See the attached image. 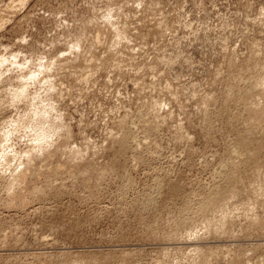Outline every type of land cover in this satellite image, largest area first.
<instances>
[{
  "label": "rangeland",
  "instance_id": "obj_1",
  "mask_svg": "<svg viewBox=\"0 0 264 264\" xmlns=\"http://www.w3.org/2000/svg\"><path fill=\"white\" fill-rule=\"evenodd\" d=\"M21 3L0 0V59L8 61L6 71L0 66V139L9 138L0 141L12 139L2 144L11 152L0 144L1 165L9 153L0 165V264H264V0ZM251 82L259 87L248 106L239 96ZM33 106L47 111L43 120ZM234 172L242 180L226 208L200 215L203 198Z\"/></svg>",
  "mask_w": 264,
  "mask_h": 264
},
{
  "label": "bare ground",
  "instance_id": "obj_2",
  "mask_svg": "<svg viewBox=\"0 0 264 264\" xmlns=\"http://www.w3.org/2000/svg\"><path fill=\"white\" fill-rule=\"evenodd\" d=\"M26 1H27V0H20V3L22 2L21 4L23 5V4H26ZM150 1H151V0H150ZM152 2H153V1H152ZM150 5H151V4H150ZM107 12H108V13H106V14H109V17H110V14H111V13H109V11H107ZM111 12L114 13L113 11H111ZM119 12H120V11H119ZM115 13H116V12H115ZM95 14H97V13H95ZM117 14H118V13H117ZM117 14H115L114 16L117 17L120 13H119L118 15H117ZM111 15H112V14H111ZM112 16H113V15H112ZM106 17H107L108 22L112 20V18H110V20H109L108 15H107ZM113 21L115 22V20H112L111 22H113ZM145 21H146V20H145ZM114 22H113V23H114ZM95 23H96V22H95ZM105 23H106V22H105ZM113 23H112V24H113ZM115 23H116V22H115ZM120 23L123 24L122 22H120ZM120 23H119V25L121 26ZM99 25H100V24H99ZM109 25H110V24H109ZM114 25H115V30H114V28H112V27H114ZM114 25H113V26L111 25V27H110V26H109V27H110L111 29L114 30V34H115V31H116V28H117V27H116V24H114ZM95 26H96V25H95ZM102 26H103V25H102ZM104 26H105V24H104ZM117 26H118V24H117ZM120 26H119V27H120ZM122 26H123L122 29L124 28L123 31L126 30V28H125L126 26H125V25H122ZM127 26H128V25H127ZM98 27H99V26H98ZM119 27H118V28H119ZM93 28H94V27H93ZM102 28H103V27H102ZM102 28H101V29H102ZM158 28H159V27H158ZM88 29H89V28H88ZM98 29H99V28H98ZM111 29H110V30H111ZM119 29H120V28H119ZM107 30H108V29H107ZM113 30H112V31H113ZM128 30H129V29H128V27H127V30H126L127 33L129 32ZM89 31H90V30H89ZM96 31H97V29H96ZM105 31H106V30H105ZM126 31H125V32H126ZM97 32H98V31H97ZM117 32H118V31H117ZM117 32H116V34H117L116 36H118V33H117ZM119 32H120V30H119ZM125 32H124V33H125ZM99 33H100V34H99V35L97 34L98 36H97V38H96V39H97V42H98L99 38H100L101 36H103V34H101L100 31H99ZM102 33H103V32H102ZM81 34H83V33H81ZM87 34H88V33H87ZM111 34H112V32H111ZM114 34H112V35H114ZM125 35H127V34H125ZM146 35H147V34H146ZM82 36H83V35H82ZM116 36L114 35V39H116V38H115ZM120 36H122V35H119V36L117 37V40H118V41L120 40V39H118ZM153 36H154V35H153ZM79 37H80V36H79ZM79 37L77 36L75 40H77V38H79ZM132 37H133V36H132ZM82 38H83V37H82ZM91 38H92V37H91ZM102 38H103V37H102ZM122 38H123V37H122ZM122 38H121V39H122ZM89 39H90V38H89ZM92 39H93V38H92ZM100 39H101V38H100ZM114 39H113V40H114ZM78 41H80V40H78ZM93 41H94V40H93ZM93 41H92V42H93ZM115 41H116V40H115ZM81 42H82V41H81ZM90 42H91V41H90ZM90 42H89V43H90ZM95 42H96V40H95L93 43H95ZM99 42H100V41H99ZM101 42H102V41H101ZM74 43H77V42H74ZM82 43H83V42H82ZM116 43H118V42L116 41ZM119 43H120V42H119ZM119 43H118L117 45L114 43L115 47H114V46H113V47L116 49V46L121 45V44H119ZM95 44H96V43H95ZM89 45H90V44H89ZM93 45H94V44H93ZM78 46H79V43H77V47H78ZM90 46H91V45H90ZM95 46H96V45H95ZM95 46H94V47H95ZM110 47H112V46H110ZM91 48H92V46H91ZM81 49H82V47H81ZM96 49H97V48H96ZM117 49H118V48H117ZM132 51H133V50H132ZM92 52H93V51H92ZM90 54H91V53H90ZM85 56H86V55H85ZM93 56H94V55H93ZM81 57H82V56H81ZM81 57H80V58H81ZM78 58H79V57H78ZM119 58H120V57H119ZM81 59H82V58H81ZM96 59H97V58H96ZM253 59H254V58H253ZM76 60H77V58H76ZM84 60H85V59H84ZM84 60H83V61H84ZM115 60H116V59H115ZM255 60H256V59H255ZM4 61H5L4 59H2V58L0 59V66L2 65V66H1L2 69H3V68H4V69L6 68V67H4V65L6 66L5 63L8 64V61H7V62H4ZM97 61H98V60H97ZM252 61H254V60H251L250 62H252ZM48 62H50V61H47V65L49 64ZM69 62H70V61L68 60V64H69ZM85 62H86V60H85ZM254 62H255V61H254ZM254 62H253V63H254ZM41 63H42V62H41ZM41 63H40V65H41ZM44 63L46 64V61H45ZM107 63H108V62H107ZM248 63H249V62H248ZM3 64H4V65H3ZM68 64H67V66H69ZM255 64H256V63H255ZM47 65H45V68L47 67ZM52 65H53V63H50V66H52ZM96 65H97V64H96ZM64 66H65V65H64ZM244 67H245V66H244ZM249 67H250V66H249ZM255 67H256V66H255ZM40 68H43V66H41ZM48 68H50V67H48ZM48 68H47V69H43L42 71H45V70H46V72H47ZM65 68H66V67H64V69H65ZM79 68H80V67H79ZM81 68H82V67H81ZM7 69H8V68H7ZM87 69H88V68H87ZM40 70H41V69H40ZM49 70H50V69H49ZM62 70H63V69H62ZM5 71H6V69H5ZM7 71H8V70H7ZM255 71H256V70H255ZM37 72H39V70H38ZM48 72H49V71H48ZM0 73H1V70H0ZM6 73H7V72H6ZM40 73H41V72H40ZM40 73H39V74H40ZM50 73H51V70H50ZM235 73H236V72H235ZM239 73H240V72H239ZM41 74H42V73H41ZM43 74H44V73H43ZM45 74H46V73H45ZM262 74H263V73H262ZM1 75H2V73L0 74V76H1ZM10 75H11V74H10ZM47 75H48V74H47ZM4 76H5V75H4ZM22 76H23V75H22ZM27 76H28V75H27ZM29 76H30V78H32L31 76L36 77V75H29ZM29 76H28V77H29ZM28 77H27V78H28ZM42 77H43V80H44V79L46 78V75H44V76L41 75V76L38 77V78L41 79ZM44 77H45V78H44ZM47 77H48V76H47ZM1 78H2V76H1ZM7 78H8V77H7ZM17 78H18V83L23 82V81H20V80H22L21 76H19V77H17ZM17 78H16V79H17ZM24 78H25V77H24ZM30 78H29V80H31ZM49 78H50V75H49ZM234 78H235V76H234ZM255 78H256V77H255ZM3 79H4V78H3ZM8 79H9V78H8ZM19 79H20V80H19ZM32 79H33V78H32ZM34 79H35V78H34ZM36 79H37V78H36ZM36 79H35V82H36ZM46 79H47L48 81H50V79H48V78H46ZM46 79H45V80H46ZM253 79H254V78H253ZM253 79H252V80H253ZM4 80H5V79H4ZM25 80H26V78H25ZM25 80H24V81H25ZM47 80H46L44 83H46ZM51 80H52V79H51ZM230 80H231V79H230ZM255 80L258 81V82H262V81H260V78H259V80L254 79L253 81H255ZM261 80H263V79H261ZM9 81H10V80H9ZM33 81H34V80H33ZM37 81H39V80H37ZM40 81H42V79H41ZM80 81H81V80H80ZM0 82H1V79H0ZM2 82L4 83L3 80H2ZM2 82H1V83H2ZM14 82H15V81H14ZM42 82H43V81H42ZM51 82H52V81H51ZM51 82H50V83H51ZM243 82H244V81H243ZM263 82H264V81H263ZM263 82H262V83H263ZM1 83H0V85H1ZM9 83H10V82H9ZM24 83H25V82H23V83H21V84H24ZM27 83H28V82L25 83V86H27V85H26ZM31 83H32V81H30V85L33 84V83H32V84H31ZM39 83H40V82H38L37 84H39ZM48 83H49V82H48ZM48 83H46V84H48ZM50 83H49V90L46 88V84H45L44 87L47 89L46 91H50V88H51V90H53V88H52L51 86L54 85V84L52 83V85L50 86ZM237 83H238V82H237ZM4 84H5V83H4ZM4 84H3V85H4ZM21 84H19V85L22 87ZM35 84H36V83H35ZM41 84H42V83H41ZM41 84H39V85H41ZM3 85H2V86H3ZM19 85H18V86H19ZM43 85H44V84H43ZM259 85H260V83H259ZM262 85H264V84H262ZM262 85H261L260 87H262ZM18 86H17V87H18ZM23 86H24V85H23ZM32 86H33V85H32ZM35 86H36V85H35ZM41 86H42V85H41ZM229 86H230V85H229ZM17 87H15V88L17 89ZM44 87L42 86L41 88H44ZM47 87H48V85H47ZM55 87H56V85H55ZM55 87H54V89H55ZM258 87H259V86H258ZM258 87L256 86V84H255L254 82H251V85H250L249 89H247V90L243 93V95H242L241 97L239 96V98H241V101H240V99H239V101H240L241 103H243L244 105H248V106H249L250 104H253V103H250V102H251L254 98H256L255 95L258 94V93H256V90H257ZM0 88H2V87H0ZM7 88H8V86H7ZM7 88H6V89H7ZM9 88L14 89V86L9 85ZM18 88H19V89H17V91H16L15 89H14V91H15V92H18L19 90L22 91V90L20 89V87H18ZM25 88H28V86L25 87ZM56 88H57V87H56ZM3 89H5V88L3 87ZM3 89H2V91H3ZM22 89H23V87H22ZM39 89H40V88H39ZM7 90H8V89H7ZM24 90H25V89H24ZM24 90H23L22 93H24ZM28 90H29V88H28ZM28 90L26 89V92H25V93H28V92H27ZM55 90H56V89H55ZM262 90H263V88H262ZM2 91H0V92H2ZM5 91H6V90H5ZM9 91H10V90H9ZM9 91H7V93H6V94H7L6 97L9 96L7 100H10L9 98H10V95H11V94L8 95V94L10 93ZM14 91H12V93H13ZM37 91H41V92H42V90H37ZM43 91H45V90L43 89ZM53 91H54V90H53ZM53 91H52V92H53ZM260 91H261V90H260ZM3 92H4V91H3ZM41 92H39V94L42 95V93H44V92H42V93H41ZM54 92H55V91H54ZM258 92H259V91H258ZM4 93H5V92H4ZM4 93H3V94H4ZM22 93L19 94V96H20V97H21V95L23 96V97H22L23 103H24V101H25V103H26L28 100H30V98H31V100L34 99V96H32V97H33V98H32V97L29 96V94H27V98H28V96H29V99H27V98L24 97L25 93H24V94H22ZM35 93H36V92H35ZM46 93H47V92H46ZM46 93L44 94L45 98H46V96H48V95H46ZM48 93H50V92H48ZM56 93H57V92H56ZM237 93H238V92H237ZM241 93H242V92H241ZM255 93H256V94H255ZM259 93H260V92H259ZM263 93H264V91H263ZM3 94H1V95H3ZM13 94H14V93H13ZM16 94H18V93H16ZM30 94H31V95H35V94H33L32 92H31ZM36 94H37V93H36ZM39 94H38V95H39ZM61 94H63V93H61ZM239 94H240V93H239ZM260 94H261V93H260ZM50 95H51V93H50ZM52 95H53V94H52ZM59 95H60V94H59ZM63 95H64V94H63ZM16 96H17V95H15V96L13 95V97L17 98ZM19 96H18L19 100L17 99L18 101L21 100ZM36 96H37V95H36ZM39 96H40V95H39ZM60 96H61V95H60ZM60 96H59V97H60ZM13 97H11V98L13 99ZM53 97H55V95H54ZM57 97H58V96H57ZM68 97H69V96H68ZM257 97H258V96H257ZM259 97H260V96H259ZM15 98L13 99V100H15V102L13 101L14 103H16V99H15ZM24 98L27 99V101L24 100ZM38 98H40V97H38ZM45 98L42 99V100H43V101H44V100L46 101ZM60 98H61V97H60ZM60 98H58V99L60 100ZM263 98H264V97H263ZM48 99H49V97H48ZM50 99L52 100V98H50ZM54 99H55V98H54ZM58 99H57V100H58ZM2 100H3V99H1L0 101H2ZM35 100H36V99H35ZM40 100H41V99H40ZM237 100H238V98H237ZM11 101H12V100H11ZM11 101H9V103H11ZM18 101H17V102H18ZM38 101H39V99H38ZM38 101H36V102L38 103ZM53 101H54V100H53ZM207 101H208V100H207ZM4 102H5V101H2V103H4ZM13 102H12V104H13ZM20 102H21V101H20ZM20 102H19V103H20ZM28 102H29V101H28ZM33 102H34V101H33ZM47 102H48V101H47ZM47 102L42 103V101H41V102L39 101V103H42V106L45 105V104H47ZM58 102H59V101H58ZM9 103H8V106L10 105ZM19 103H16L15 107L18 106ZM30 103H31V102H29V104H30ZM34 103H35V102H34ZM34 103H32V104H34ZM49 103H50V102H49ZM52 103H53V102H52ZM55 103H56V102H55ZM55 103H54V104H55ZM207 103H208V102H207ZM0 104H1V102H0ZM4 104H7V103H4ZM4 104H3V107H2V104L0 105V106H1V107H0V109H1L0 111H2L3 108H5V105H4ZM21 104H22V102H21ZM32 104H31V105H32ZM54 104H53V105H54ZM205 104H206V103H205ZM224 104H225V103H224ZM243 104H242V105H243ZM38 105L40 106V104H37L36 106H38ZM48 105H49V104H48ZM48 105H47V106L45 105V108H44V106H43V108L46 109V108L48 107ZM51 105H52V104H51ZM56 105H57V104H56ZM154 105H155V104H154ZM8 106H7V107H8ZM10 106H11V105H10ZM13 106H14V105H13ZM36 106H35V107L33 106L34 108L31 107L32 109H34V110H33V116H34V117L36 116V114H37L36 117H38V115H39L40 113L42 114V113L45 112V111H44V112H43V111L39 112V111L37 110V107H36ZM158 106H159V105H158ZM250 106H251V105H250ZM40 107H41V106H40ZM50 107H52L53 109L57 108V107L54 108V106H50ZM50 107H49V111H50V109H51ZM35 108H36V109H35ZM41 108H42V107H41ZM58 108H59V107H58ZM143 108H144V107H143ZM143 108H142V109H143ZM252 108H253V107H252ZM28 109H29V112H30V108H28ZM38 109H39V108H38ZM53 109H51V110H53ZM35 110H37L36 112H38V113H36ZM39 110H40V109H39ZM46 110H47V109H46ZM220 110H221V109H220ZM223 110H224V109H223ZM247 110H248V109H247ZM247 110H246V111H247ZM254 110H256V109L254 108ZM27 111H28V110H27ZM27 111H26V112H27ZM47 111H48V110H47ZM47 111H46V112H47ZM49 111H48V113L51 114ZM54 111H55V110H53L52 112H54ZM29 112H28V113H29ZM34 112H35V113H34ZM46 112H45V113H46ZM55 112H56V111H55ZM59 112H60V111H59ZM158 112H159V111H158ZM251 112H252V111H251ZM254 112L256 113L257 111H254ZM0 113H2V112H0ZM249 113H250V112H249ZM147 114H148V113H147ZM220 114H221V113H220ZM250 114L252 115L253 113H250ZM256 114H257V113H256ZM31 115H32V114H31ZM31 115H30V117H31L32 119H31L30 122H33L32 120H35V119H33V116H31ZM45 115H46V114H43V115H42V117L44 116V120H45ZM51 115H52V114H51ZM160 115H161V114H160ZM251 115H250V116H251ZM254 115H255V114H254ZM23 116H25V113L23 114ZM139 116H140V115H139ZM141 116H142V115H141ZM237 116H238V115H237ZM252 116H253V115H252ZM25 117H26V116H25ZM25 117H23V119H24ZM36 117H35V118H36ZM42 117H41V118H42ZM46 117H48V114L46 115ZM60 117H61V116H60ZM154 117H156V115H155ZM248 117H249V116H248ZM257 117H258V116H257ZM257 117L255 116L256 119H257ZM38 118H39V117H38ZM51 118L54 119L53 117H51ZM57 118H58V117H57ZM62 118H63V116H62ZM62 118H61V119H62ZM157 118H158V117H157ZM258 118H259V117H258ZM36 119H37V118H36ZM39 119H40V118H39ZM46 119H47V120H45V121H48V118H46ZM61 119H59V120H61ZM234 119H235V118H234ZM241 119H242V118H241ZM249 119H251V117H249ZM40 120H43V118L40 119ZM49 120H50V118H49ZM140 120H141V119H140ZM12 121H13V120H12ZM12 121H11V122H12ZM35 121H36V120H35ZM45 121H44V123H45ZM50 121H51V120H50ZM56 121H57V120H56ZM56 121H55V119H54V122H56ZM124 121H125V120H124ZM149 121H150V120H149ZM242 121H243V120H242ZM13 122H15V120H14ZM13 122L11 123V126L9 125L10 127H12V125L15 126V124H13ZM58 122H59V121H58ZM63 122H64V121H63ZM121 122H123V121H121ZM144 122H145V121H144ZM7 123H8V122H7ZM34 123H35V122H34ZM34 123H29L28 125H30V124H33V125H34ZM37 123H38V121L36 122V124H37ZM40 123H41V122H40ZM40 123H39V124H40ZM46 123H48V122H46ZM49 123H50V122H49ZM3 124H4V123H3ZM51 124H54V123L51 122ZM57 124H58V123H57ZM65 124H66V123H65ZM65 124H64V125H65ZM255 124H256V123H255ZM33 125H32V127H31V126H28V127H29V128L31 127L32 129H34V128H33V127H34ZM40 125H41V124H40ZM46 125H47V124H46ZM54 125H55V124H54ZM146 125H147V124H146ZM6 126H7V125H6ZM6 126H5V128H4L5 130L3 129V127H2V130L7 131V130H6ZM41 126H44V125H41ZM41 126H40V127H41ZM47 126H48V125H47ZM47 126H46V127L44 126L45 128L43 127V129H47V128L50 129V127H53V129L55 128V126H50V127H47ZM59 126H60V127H64V126H62V124H61V125H60V124L57 125V127H59ZM151 126H152V125H151ZM260 126H261V125H260ZM28 127H27V129H29ZM57 127H56V128H57ZM117 127H118V126H117ZM123 127H124V126H123ZM134 127H135V126H134ZM254 127H255V126H254ZM257 127H258V125H257ZM8 128H9V127H8ZM36 128H37V127H36ZM36 128H35V130H36ZM56 128H55V129H56ZM66 128H67V127H66ZM37 129H38V128H37ZM58 129H60V128H58ZM58 129L55 130L57 133L60 132V130H58ZM61 129H62V128H61ZM68 129H69V128H68ZM129 129H130V128H129ZM0 130H1V128H0ZM12 130H13V128H12ZM12 130H11V131H12ZM14 130H15V129H14ZM40 130H41V129H40ZM47 130H48V129H47ZM47 130H46V131H47ZM63 130H64V129H63ZM65 130H67V129H65ZM120 130H121V129H120ZM125 130H126V129H125ZM11 131L9 130L8 132L11 133ZM29 131H30V130H29ZM32 131H33V133L36 132V131L34 132V130H31V133L29 132L30 135L32 134ZM51 131H52V129H51ZM68 131H69V130H68ZM68 131H66V132L69 133ZM113 131H114V130H113ZM113 131H112V132H113ZM130 131H131V130H130ZM132 131H133V130H132ZM263 131H264V130H263ZM14 132H15V131H14ZM38 132H39V134H40L39 129H38ZM43 132H44V131H43ZM47 132H48V131H47ZM64 132H65V131H64ZM64 132H63V133H64ZM118 132H119V131H118ZM4 133H5V132H3V134H4ZM10 133H7V134L5 133L4 135L9 136L8 134H10ZM12 133H13V131H12ZM52 133H54L53 136L55 137V132L53 131ZM121 133H122V131H121ZM127 133H129V132H127ZM244 133H245V132H244ZM1 134H2V133H1ZM13 134H15V133H13ZM36 134L39 135L38 133H36ZM45 134H46V133H45ZM47 134H50V132H48ZM47 134H46V135H47ZM129 134H130V133H129ZM129 134L126 135V132H125L126 138H125V139H124V138H121V140L124 139V141L121 142V140L119 139V140H120L119 142H121V143L118 142V145H119V144L122 145V146H121V149H120V147H119L120 145L118 146V149H120V151L117 152V153H119V155H118V159H119L120 161H122L121 163H123V161H124V156H125L126 151L128 152V150H126V141L128 142L127 139H129V137H128ZM11 135H12V134H10L9 137H11ZM41 135L43 136V134H41ZM64 135H65V134H64ZM66 135H67V134H66ZM66 135L64 136L65 138H66ZM123 135H124V133H122V134L120 135V137L123 136ZM130 135H131V134H130ZM12 136H13V135H12ZM32 136H33V135H32ZM39 136H40V135H39ZM44 136H45V135H44ZM44 136L41 137V138H44ZM49 136H50V135H49ZM58 136H59V135H58ZM111 136H112V135H111ZM114 136H115V135H114ZM256 136H257V135H256ZM262 136H263V135H262ZM0 137H1V136H0ZM33 137H34V136H33ZM35 137H37V136H35ZM45 137H46V136H45ZM54 137H53V138L51 137V138L54 139ZM64 137H62V138H64ZM124 137H125V136H124ZM247 137H248V136H247ZM3 138H5V136H3ZM3 138H1V139H3ZM30 138H31V137H30ZM37 138L41 139L40 137H37ZM37 138H36V139L34 138V139L37 140ZM51 138H50V141H51ZM56 138H57V137H56ZM65 138H64V141L68 139V137H67V139H65ZM118 138H119V136H118ZM244 138H246V137H244ZM1 139H0V140H1ZM5 139H9V138H5ZM34 139L32 138V140H34ZM57 139H58V138H57ZM130 139H131V138H130ZM10 140H12V139L10 138ZM10 140H9V141H10ZM35 140H34V141H35ZM47 140H48V139H47ZM47 140H46V141H47ZM132 140H133V139H132ZM2 141H3V140H2ZM9 141H7V140L5 141V140H4V143L6 142L5 145L7 144V142H8V145H9ZM34 141H31V142H34ZM48 141H49V140H48ZM53 141H54V140H53ZM56 141L58 142L59 140H56ZM115 141H116V140H115ZM37 142L39 143V141H37ZM43 142H44V144H45V141H42V144H43ZM51 142H52V141H51ZM247 142H248V141H247ZM259 142H260V141H259ZM4 143H1V141H0V144H1V145L4 144ZM12 143H13V142H12ZM34 143H35V142H34ZM38 143H37V144H38ZM52 143L54 144L55 142H52ZM243 143L245 144V141H244ZM243 143H242V144H243ZM32 144H33V143H32ZM40 144H41V143H40ZM49 144H50V143H49ZM63 144H64V143H63ZM112 144H113V143H112ZM127 144H128V143H127ZM145 144H146V143H145ZM244 144H243V145H244ZM246 144H247V143H246ZM246 144H245V145H246ZM1 145H0V146H1ZM33 145H34V144H33ZM47 145H48V144H47ZM54 145H55V144H54ZM115 145H116V144H115ZM238 145H239V143H238ZM247 145H248V144H247ZM6 146H7V145H6ZM10 146H11V145H10ZM10 146H8V147H10ZM31 146H32V145H31ZM49 146H51V145H49ZM60 146H62V144H61ZM116 146H117V145H116ZM239 146L241 147L242 145H239ZM2 147H3V145H2ZM8 147H3V148L5 149L6 152H8V151L11 150V147H10V149H9ZM33 147H34V146H33ZM33 147H32V148H33ZM35 147H37V146L35 145ZM39 147H40V146H39ZM51 147H52V146H51ZM51 147H50V148H51ZM62 147H63V146H62ZM62 147H60V149H61ZM135 147H136V146H135ZM7 148H8V151H7ZM57 148H58V147H57ZM127 148L129 149L128 146H127ZM241 148H242V147H241ZM245 148H246V147H245ZM252 148H253V147H252ZM252 148H251V149H252ZM13 149H14V148H13ZM30 149H31V147H30ZM42 149H43V148H42ZM45 149H46V147H45ZM48 149H49V148H48ZM249 149H250V148H249ZM0 150H1V147H0ZM36 150H37V149H36ZM38 150H39V148H38ZM125 150H126V151H125ZM242 150H243V149H242ZM263 150H264V149H263ZM3 151H4V150L2 149V151H1L2 154H3ZM30 151H31V150H29V152H30ZM32 151H34V149H33ZM41 151H42V150H41V148H40V151H38V152L40 153ZM44 151H45V150H44ZM44 151H43V153H45ZM49 151H50V150H49ZM49 151H48V154H50ZM6 152H5V153H6ZM10 152H11V151H10ZM237 152H238V151H237ZM241 152H242V151H241ZM254 152H255V151H254ZM5 153H4V154H5ZM27 153H28V151H27ZM31 153H32V152H30L29 155H31ZM33 153H34V152H33ZM33 153H32V155H31L32 159L35 158V156H33V155H34ZM36 153H37V152H36ZM36 153H35V155H36ZM41 153H42V152H41ZM238 153H240V152H238ZM251 153H252V152H251ZM255 153H256V152H255ZM6 154H9V153H6ZM6 154L4 155V156H5V160L3 161V163L8 159V157H7V159H6ZM12 154H13V153H12ZM51 154H52V153H51ZM253 154H254V153H253ZM0 155H1V154H0ZM15 155H16V154H15ZM24 155H26V154H24ZM126 155H127V153H126ZM262 155H263V154H262ZM2 156H3V155H2ZM2 156H0V160H1V158H2V159L4 158V157H2ZM7 156H9V155H7ZM27 156H28V155H27ZM44 156H45V155H44ZM46 156H47V151H46ZM46 156H45V157H46ZM249 156H250V155H249ZM254 156H255V154H254ZM21 157H23V156L21 155ZM48 157H49V156H48ZM52 157H53V156H52ZM242 157H243V156H242ZM252 157H253V156H252V154H251V158H252ZM9 158H10V157H9ZM46 158H47V157H46ZM248 158H249V157H248ZM258 158H259V157H258ZM118 159H116V160L119 161ZM256 159H257V157H256ZM29 160H30V159H29ZM48 160H49V159H48ZM250 160L252 161V159H249V161H250ZM7 161H8V160H7ZM31 161H33V160H31ZM45 161H46V160H45ZM255 161H256V160H255ZM28 162H29V164H31L30 161H28ZM46 162H47V161H46ZM243 162H244V161H243ZM3 163H2V165H4V164L7 165L6 162H5L4 164H3ZM247 163H248V162H247ZM247 163H246V164H247ZM32 164H34V163H32ZM32 164H31V166H32ZM114 164H115V163H114ZM119 164H120V163H119ZM125 164H126V160H125ZM125 164H124V165H125ZM243 164H244V163H243ZM248 164H249V163H248ZM259 164H260V163H259ZM0 165H1V162H0ZM2 165H1V166H2ZM6 165H4V166H6ZM9 165H10V164H9ZM27 165H28V164H27ZM117 165H118V164H117ZM120 165H121V164H120ZM249 165H250V164H249ZM29 166H30V165H29ZM31 166H30V168H32ZM253 166H254V164H253ZM256 166H257V165H256ZM258 166H259V165H258ZM25 167H26V164H25ZM110 167H111V166H110ZM247 167H249V166L247 165ZM251 167H252V166H251ZM9 168H10V167H9ZM28 168H29V167H28ZM30 168H29V169H30ZM25 169L28 170L27 168H25ZM233 169H234V168H233ZM257 169H258V168H257ZM3 170H5V167H4ZM237 170H238V169H237ZM250 170H251V169H250ZM254 170H256V168H255ZM261 170H262V169H261ZM121 171H122V170H121ZM124 171H125V170H124ZM234 171H236V170H234ZM242 171H243V170H242ZM3 172H4V171H3ZM25 172H26V171H25ZM30 172H31V170H30ZM56 172H57V171H56ZM126 172H127V171H126ZM126 172H125V173H126ZM240 172H241V171H240ZM256 172H257V171H256ZM237 173H238V172H236V174H237ZM243 173H244V172H243ZM23 174H24V173H23ZM27 174H28V172H27ZM239 174H240V173H239ZM249 174H250V173H249ZM36 175H37V174H36ZM38 175H39V173H38ZM124 175L126 176V174H124ZM241 175H242V174H241ZM246 175H247V174H246ZM246 175H244V176H246ZM257 175H258V174H257ZM259 175H260V174H259ZM262 175H263V174H262ZM16 176H18V175L16 174L15 177H16ZM26 176H27V175H26ZM237 176H239V175H237ZM12 177L14 178V175H13ZM20 177H21V178H19V177H18V178H19L20 180H22L23 175L21 176V174H20ZM24 177H25V176H24ZM127 177H128V176H126V179H127V183H126V184H127V187L129 188V187L133 186V185H132L133 182H131V180H130L131 177H130L129 179H128ZM240 177H241V176H240ZM240 177H237V178H236L235 172H234V174H233V173H230L229 176L226 177V178H227V181H228V183H227V181H225L226 184H224V187H225V185H226V187H225V188H220L219 190L217 189V191L212 192V194L210 193L209 196L203 198V200L200 202V205L198 206V204H197V206H198L199 209H198V210L195 209V210H197L198 212L201 211V212H200V215H201L202 212H203L204 214L206 213L205 215H207V214H209V213H212V211H213V210H216V209H217V211H218V209H219V211H221V210H222V209H221L222 205H223L224 207L226 206V205L223 204V202H224L225 199H227V198H226V196H228L227 193L230 192V191L233 192V190H231L230 188H232L233 184L236 183V180H237L238 178H240ZM253 177H254V176H253ZM16 178H17V177H16ZM226 178H225V179H226ZM242 178H243V177H242ZM245 178H246V177H245ZM249 178H250V176H249ZM261 178H262V177H261ZM19 179H18V180H19ZM122 179H123V178H122ZM11 180H13V179H11ZM18 180H17V181H18ZM155 180H156V179H155ZM238 180H242V179L240 178V179H238ZM13 181H15V180H13ZM22 181H23V180H22ZM157 181H158L157 184H156L157 189H158V191L161 192V190H162L163 187H164V186H163L164 183H163L162 181H160V180H157ZM20 182H21V181H20ZM247 182H248V181H247ZM11 183H12V181H11ZM22 183H23V182H22ZM22 183H21V184H22ZM25 183H26V182H25ZM238 183H239V182L237 181V184H238ZM15 184H16V183H15ZM237 184H236V185H237ZM11 185H12V184H11ZM13 185H14V184H13ZM243 185H244V184H243ZM17 187H18V186H17ZM17 187H16V188H17ZM217 187H218V186H217ZM233 187H234V186H233ZM239 187H241L240 184H239ZM239 187H238V188H239ZM238 188H237V190H238ZM247 188H248V187H247ZM164 189H165V188H164ZM174 189H175V188H174ZM239 189H240V188H239ZM9 190H10V189H9ZM166 190H167V189H166ZM176 190H177V189H176ZM213 190H214V189H213ZM234 191H235V190H234ZM244 192H245V191H243V193H244ZM233 194H234V193H233ZM248 194H249V193H248ZM206 195H207V194H206ZM235 195H236V194H235ZM235 195H234V196H235ZM198 196H199V195H198ZM231 196H233L232 193H231ZM231 196H230V198H231ZM203 197H204V196H203ZM228 197H229V196H228ZM248 197H249V196H248ZM228 199H229V198H228ZM227 201H228V200H227ZM227 201H225V202L227 203ZM151 202H152V201H151ZM149 203H150V202H149ZM196 203H199V202H196ZM194 204H195V203H194ZM156 205H157V204H156ZM193 206H194V205H193ZM195 206H196V205H195ZM165 207H166V206H165ZM189 207H190V206H189ZM225 208H226V207H225ZM187 209H188V208H187ZM223 210H224V209H223ZM189 211H190V210H189ZM190 212H191V211H190ZM214 212H215V211H214ZM214 212H213V213H214ZM203 213H202V214H203ZM216 213H217V212H216ZM216 213H215V214H216ZM219 213H220V212H219ZM186 214H187V213H186ZM191 214H192V213H191ZM198 214H199V213H198ZM223 214H224V213H223ZM182 215H183V214H182ZM192 215H193V214H192ZM205 215H204V216H205ZM211 215H212V214H211ZM221 215H222V214H221ZM161 216H162V215H161ZM209 216H210V215H209ZM223 216H224V215H223ZM223 216H222V217H223ZM177 217H178V216H177ZM215 218H216V217H215ZM220 218H221V217H220ZM184 219H185V218H184ZM203 219H204V218H203ZM213 219H214V218H213ZM223 219L225 220L224 217H223ZM182 220H183V219H182ZM214 220H215V219H214ZM227 220H228V219H227ZM189 221H190V220H189ZM207 221H208V224H207V225H209L210 221H209V220H207ZM187 222H188V221H187ZM198 222H199V221H198ZM205 222H206V221H205ZM229 222H230V221H229ZM194 223H195V222H194ZM187 224H188V223H187ZM211 224H212V221H211ZM211 224H210V225H211ZM222 224H223V223H222ZM178 225H179V224H178ZM193 225H194V224H193ZM212 225H213V224H212ZM212 225L210 226V228L213 227ZM214 225H216V224L214 223ZM226 225H227V224H226ZM189 226H191V225H189ZM189 226H188V227H189ZM195 226H196V225H195ZM222 226H224V225H222ZM179 227H180V226H179ZM191 227H192V226H191ZM208 227H209V226H208ZM218 227H219V226H218ZM220 227H221V226H220ZM210 228H209V229H210ZM221 228H222V227H221ZM221 228H220V229H221ZM194 229H195V228H194ZM211 229H212V228H211ZM213 229L215 230V228H213ZM218 229H219V228H218ZM220 229H219V230H220ZM223 229H224V228H223ZM177 230H178V229H177ZM214 230H213V232H212V235H213V233H214ZM174 231H175V230H174ZM192 231H193V230H192ZM207 231H208V230H207ZM216 231H217V234H218L219 231H218L217 229H216ZM216 231H215V232H216ZM223 232H224V231H223ZM176 233H177V232H176ZM208 233H209V232H208ZM210 235H211V234H210ZM216 236H217V235H216ZM211 256H212V255H211ZM204 258H206V257H204ZM212 258H213V257H212ZM206 259H208V258H206ZM209 259H210V258H209ZM209 259H208V261H209ZM85 260H86V259H85ZM201 260H202V259H201ZM203 260H204V259H203ZM204 261H205V260H204ZM210 261H211V260H210ZM205 262H207V261H205ZM205 262H204V264H205ZM160 264H162V263H160ZM207 264H208V262H207Z\"/></svg>",
  "mask_w": 264,
  "mask_h": 264
}]
</instances>
